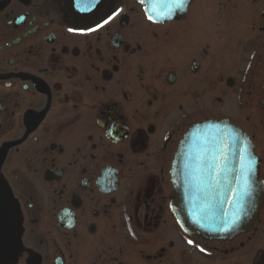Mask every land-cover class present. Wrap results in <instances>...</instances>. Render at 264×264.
Returning a JSON list of instances; mask_svg holds the SVG:
<instances>
[{"label":"flooded vegetation","instance_id":"obj_1","mask_svg":"<svg viewBox=\"0 0 264 264\" xmlns=\"http://www.w3.org/2000/svg\"><path fill=\"white\" fill-rule=\"evenodd\" d=\"M105 1L81 26L63 0L0 4L5 264H264V200L250 231L204 240L176 221L169 173L187 130L222 120L264 188V0H188L161 22Z\"/></svg>","mask_w":264,"mask_h":264},{"label":"water","instance_id":"obj_2","mask_svg":"<svg viewBox=\"0 0 264 264\" xmlns=\"http://www.w3.org/2000/svg\"><path fill=\"white\" fill-rule=\"evenodd\" d=\"M143 3L147 16L161 22L183 13L188 0L173 7L170 15L168 6L157 0ZM63 5L70 24L81 26L99 19L106 1L63 0ZM171 163V211L182 229L208 241L232 239L250 230L264 188L256 178L250 142L240 129L222 120L198 123L179 140ZM18 231L13 203L0 183V264L14 252Z\"/></svg>","mask_w":264,"mask_h":264},{"label":"snow or ice","instance_id":"obj_3","mask_svg":"<svg viewBox=\"0 0 264 264\" xmlns=\"http://www.w3.org/2000/svg\"><path fill=\"white\" fill-rule=\"evenodd\" d=\"M82 3H88L90 0H81ZM158 3H163L168 6V15L172 13L173 7H179L183 4V0H157ZM155 10V9H154ZM112 17H109L111 19ZM149 20H152V16L148 17ZM104 23H108V20H105ZM73 29H69V31H72ZM93 29H89V31H92ZM189 243H192V241H189Z\"/></svg>","mask_w":264,"mask_h":264}]
</instances>
